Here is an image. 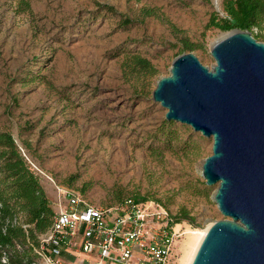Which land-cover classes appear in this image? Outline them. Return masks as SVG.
I'll return each mask as SVG.
<instances>
[{"label": "rangeland", "instance_id": "374dc122", "mask_svg": "<svg viewBox=\"0 0 264 264\" xmlns=\"http://www.w3.org/2000/svg\"><path fill=\"white\" fill-rule=\"evenodd\" d=\"M213 14L224 15L221 0H0V130L16 136L52 206L67 189L101 207L121 195L174 217L184 209L194 219L178 222L185 232L224 218L217 185L200 174L212 139L163 125L166 110L151 98L183 40L194 45L185 53L215 64L211 44L226 32L208 27ZM136 56L154 74L130 68ZM185 235L171 264H182Z\"/></svg>", "mask_w": 264, "mask_h": 264}, {"label": "water", "instance_id": "95a60500", "mask_svg": "<svg viewBox=\"0 0 264 264\" xmlns=\"http://www.w3.org/2000/svg\"><path fill=\"white\" fill-rule=\"evenodd\" d=\"M210 56L208 68L192 53L178 55L151 94L166 121L212 139L200 174L217 185L212 201L224 218L210 225L191 264H264V42L234 29Z\"/></svg>", "mask_w": 264, "mask_h": 264}, {"label": "trees", "instance_id": "16d2710c", "mask_svg": "<svg viewBox=\"0 0 264 264\" xmlns=\"http://www.w3.org/2000/svg\"><path fill=\"white\" fill-rule=\"evenodd\" d=\"M221 5L224 15L213 14L208 27L222 32L246 30L257 41L264 42V0H221ZM193 48L194 45L183 40L178 55ZM128 66L140 73L155 72L150 63L139 56L131 58ZM163 125L170 128L174 123L164 121ZM165 134L170 139L174 133ZM130 199L147 200L139 196ZM115 200L119 204L127 199L116 195ZM171 217L174 223L182 220L193 223L194 220L184 209ZM53 218L52 203L36 171L21 154L12 133L0 130V264H44L46 254L72 261L74 257L63 248L58 255L53 254L56 248L53 245L46 251L41 250L40 237L50 231Z\"/></svg>", "mask_w": 264, "mask_h": 264}, {"label": "built area", "instance_id": "2783aa9c", "mask_svg": "<svg viewBox=\"0 0 264 264\" xmlns=\"http://www.w3.org/2000/svg\"><path fill=\"white\" fill-rule=\"evenodd\" d=\"M57 200L52 228L40 237L41 250L53 245L54 255L60 248L73 260L84 255L82 264H171L172 247L184 234L170 213L153 201L127 199L101 207L67 189L58 190ZM71 262L43 257L44 264Z\"/></svg>", "mask_w": 264, "mask_h": 264}, {"label": "bare ground", "instance_id": "6f19581e", "mask_svg": "<svg viewBox=\"0 0 264 264\" xmlns=\"http://www.w3.org/2000/svg\"><path fill=\"white\" fill-rule=\"evenodd\" d=\"M216 1L218 2L219 0H216ZM221 38H222V35L219 38H217L216 40H219ZM208 228L205 230H201V231H192L190 229H187L186 232L184 231V234H186L185 236H186L187 240L185 242H186V246H187L188 251L186 252L185 257L182 260V264H191L192 259L195 255L202 239L204 238Z\"/></svg>", "mask_w": 264, "mask_h": 264}, {"label": "crops", "instance_id": "0c3cea01", "mask_svg": "<svg viewBox=\"0 0 264 264\" xmlns=\"http://www.w3.org/2000/svg\"><path fill=\"white\" fill-rule=\"evenodd\" d=\"M52 207H53V210H54V212H55L56 209H57V204H56V202H54V205H53Z\"/></svg>", "mask_w": 264, "mask_h": 264}]
</instances>
